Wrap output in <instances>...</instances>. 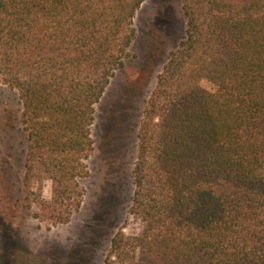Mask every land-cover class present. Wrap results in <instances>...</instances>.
Here are the masks:
<instances>
[{"label":"trees","instance_id":"obj_1","mask_svg":"<svg viewBox=\"0 0 264 264\" xmlns=\"http://www.w3.org/2000/svg\"><path fill=\"white\" fill-rule=\"evenodd\" d=\"M144 1L0 0V83L22 103L25 178L51 183L42 222L81 207L94 106ZM181 14L137 132L130 212L144 226L116 232L103 264H264V0H181Z\"/></svg>","mask_w":264,"mask_h":264},{"label":"rangeland","instance_id":"obj_2","mask_svg":"<svg viewBox=\"0 0 264 264\" xmlns=\"http://www.w3.org/2000/svg\"><path fill=\"white\" fill-rule=\"evenodd\" d=\"M133 25L128 57L94 106L89 175L80 180L84 198L68 223L35 216L36 200L50 197L51 183L25 178L22 103L0 83V264H103L116 232L142 231L130 212L137 132L157 75L184 36L181 0H145Z\"/></svg>","mask_w":264,"mask_h":264}]
</instances>
